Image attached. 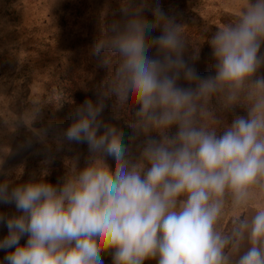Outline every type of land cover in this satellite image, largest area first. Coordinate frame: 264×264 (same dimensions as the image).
Instances as JSON below:
<instances>
[{
  "label": "clouds",
  "instance_id": "9594fccd",
  "mask_svg": "<svg viewBox=\"0 0 264 264\" xmlns=\"http://www.w3.org/2000/svg\"><path fill=\"white\" fill-rule=\"evenodd\" d=\"M185 30L159 0H120L92 50L109 68L97 100L76 105L58 133L60 144L88 145L85 166L68 161L57 184L46 171L0 182V204L15 206L0 212L6 264H104L109 252L112 264H264V0H241L235 22L211 36L214 75L184 59ZM112 97L133 117L128 143L102 119ZM41 109L32 101L0 118L47 144L55 126L33 127Z\"/></svg>",
  "mask_w": 264,
  "mask_h": 264
},
{
  "label": "rangeland",
  "instance_id": "374dc122",
  "mask_svg": "<svg viewBox=\"0 0 264 264\" xmlns=\"http://www.w3.org/2000/svg\"><path fill=\"white\" fill-rule=\"evenodd\" d=\"M149 2L154 4L155 0ZM159 3L165 13L186 25V34L208 43L218 27L235 22L241 0H159ZM119 8L120 0H0V116L7 119L13 112L19 116L36 101L42 109L33 127H46L49 122L55 126L45 144L23 124L13 128L0 118V148L9 150L3 164L9 174L0 175V182L7 179L13 185L24 183L33 172L39 178L46 171L44 179L57 184L65 175L68 161L77 160L78 167L85 166L89 155L86 143L58 142V133L66 125L59 113L61 105L51 96V80L59 70L67 68L83 45L91 52L95 33L102 32L119 15ZM144 15L153 19L150 11ZM261 52L264 53V47ZM245 114L240 111V115ZM220 115L226 122L227 115ZM136 144L132 145L134 154ZM107 162L113 163L110 157ZM0 212L14 214L15 206L0 204ZM231 216V212L226 214L221 229H230ZM6 235L7 228L0 224V239ZM26 239L22 238L21 243ZM5 255L6 251L0 250V264H6ZM102 257L104 264H112L111 252L102 253ZM145 264L156 261L148 260Z\"/></svg>",
  "mask_w": 264,
  "mask_h": 264
},
{
  "label": "trees",
  "instance_id": "16d2710c",
  "mask_svg": "<svg viewBox=\"0 0 264 264\" xmlns=\"http://www.w3.org/2000/svg\"><path fill=\"white\" fill-rule=\"evenodd\" d=\"M101 34L102 32L95 33L94 38L91 40L90 49L93 50V46ZM152 35H160V30L154 31ZM185 35L187 48L184 59L196 69L200 76L214 75L212 65L215 61L211 46L193 34L185 33ZM92 50L90 52L89 48L83 45V49L79 53L75 52L67 68L59 70L51 80V96L55 97L56 102L61 105L59 113L62 121L65 122L66 128L71 123L70 113L74 107L82 104L86 99L95 102L97 100V90L109 74V68L102 63L103 54L98 57L93 54ZM149 55L154 56L155 49L151 50ZM193 57L196 58L193 59ZM179 84L182 87L189 86L183 79L179 81ZM237 111L240 114V110ZM102 119L124 132L125 143H128V137L134 135V130L128 126L133 117L128 110L118 112L114 97L106 100V108L102 113ZM140 140L141 137L134 144Z\"/></svg>",
  "mask_w": 264,
  "mask_h": 264
}]
</instances>
